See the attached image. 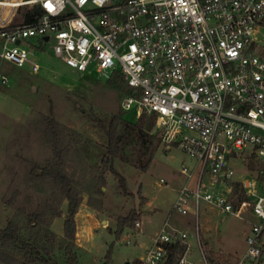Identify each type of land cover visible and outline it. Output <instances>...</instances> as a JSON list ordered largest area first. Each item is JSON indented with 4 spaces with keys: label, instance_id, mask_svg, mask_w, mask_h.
<instances>
[{
    "label": "built area",
    "instance_id": "built-area-1",
    "mask_svg": "<svg viewBox=\"0 0 264 264\" xmlns=\"http://www.w3.org/2000/svg\"><path fill=\"white\" fill-rule=\"evenodd\" d=\"M261 35L264 0H0L2 59L40 71L31 58L37 38L40 47L52 41L54 53L80 72L122 75L128 89L121 109L154 115L167 148L176 144L195 159L181 167L185 181L172 209L195 214L194 232L165 220L137 264H168L175 247H182L175 264H262ZM246 150L260 173L237 179L235 161ZM236 183L245 197L235 195ZM203 201L223 215L250 208L258 216L244 254H211L201 229Z\"/></svg>",
    "mask_w": 264,
    "mask_h": 264
},
{
    "label": "rangeland",
    "instance_id": "rangeland-1",
    "mask_svg": "<svg viewBox=\"0 0 264 264\" xmlns=\"http://www.w3.org/2000/svg\"><path fill=\"white\" fill-rule=\"evenodd\" d=\"M260 43L263 45L264 41ZM31 44V58L41 65L38 72L30 64L19 66L0 57V230L12 218L19 219L26 228L29 213L45 210V231L51 221V209L60 208L63 213L68 205L54 180L42 175L54 162L53 146L46 132L48 118H52L61 132L63 171L83 197L80 219L76 221L79 264H137L167 219L172 226L194 232L195 223L182 225L192 215L172 213V209L178 188L185 180L181 167L193 165L195 159L176 144L167 148L154 115L144 113L137 117L135 110L124 111L126 119L137 124V128H126L123 152L116 162L127 179L130 193H125L115 175L104 169L102 160L107 154L108 137L95 118L109 124L114 114L123 111L121 101L127 85L110 84L96 72H80L71 67L54 53L52 41L40 47L34 38ZM140 126L155 135L153 158L146 170L141 165L149 153L142 152L145 142L140 138ZM235 162L237 179L260 173L261 164L256 156L251 158L250 151H244ZM37 168L38 177L33 173ZM196 176L197 173L192 183ZM162 178L166 184L161 183ZM234 191L242 197L239 186ZM206 205L204 201L201 204V222L211 218L221 228L222 242L229 249L245 250L247 234L253 222L260 220L258 216L245 212L239 216L223 215L216 209L208 212ZM132 211L140 213L142 227H126L118 237V219ZM53 228L59 236L56 235L53 263L69 264L65 250L68 239L62 242L63 216L55 219ZM192 242L194 257L199 259L197 243L194 239Z\"/></svg>",
    "mask_w": 264,
    "mask_h": 264
},
{
    "label": "trees",
    "instance_id": "trees-1",
    "mask_svg": "<svg viewBox=\"0 0 264 264\" xmlns=\"http://www.w3.org/2000/svg\"><path fill=\"white\" fill-rule=\"evenodd\" d=\"M38 11V7H36ZM122 82L126 85L122 75H114L108 79V83L115 84ZM96 123L105 131L108 137L107 154L102 160L104 169L111 172L119 180L125 193H130L127 187L126 177L117 169L116 162L121 158L123 152V142L126 136V128H137V124H133L125 117V112H119L112 116L109 124H106L103 119L95 118ZM141 131L140 138L145 142L143 153H149L144 164L141 165L143 170H146L153 158V143L154 134H150L143 127H139ZM48 141L52 144L54 150V162L49 168L43 170L42 175L50 177L59 186L64 197L68 199L67 215L64 221L65 236L68 239L66 245V257L69 264H79L78 254L75 250L76 239V219L75 216L79 211L83 197L81 192L72 185L71 179L63 171L65 166L63 151L60 147L61 132L58 128V122L52 118H48L47 128ZM38 168L34 170V175L37 177ZM236 188L239 183H236ZM245 197V195H243ZM45 210L38 212L33 211L28 215L26 228L17 218L9 220L7 225L0 230V262L5 264H54L53 254L55 251L56 233L51 229L52 220L61 216V209H51V221L48 227L43 230L42 221ZM141 215L137 211H132L129 215L118 219V228L116 234L121 236L126 227H134ZM27 229L29 233L26 232ZM110 248L108 255L110 256ZM182 247H175L170 252L168 264H175L178 257V252ZM214 260V258L211 257Z\"/></svg>",
    "mask_w": 264,
    "mask_h": 264
},
{
    "label": "crops",
    "instance_id": "crops-1",
    "mask_svg": "<svg viewBox=\"0 0 264 264\" xmlns=\"http://www.w3.org/2000/svg\"><path fill=\"white\" fill-rule=\"evenodd\" d=\"M67 209H68V205L66 206V209L63 208V213L61 215V216L64 217V221H65V218H66V215H67ZM212 209H216V208L214 206H210L208 204L205 206V210L208 211V212L210 210H212ZM242 212H245L246 214L253 213L250 208L244 209ZM188 214L189 215H192L193 218H190L189 217L187 220H185L184 222H182V225L184 227H188V226L194 225V223L196 225V216H195V214L193 212H190ZM79 215H80V212H77V214L75 216V219H76L77 222L80 219ZM57 217H55L52 220V222H51V229L53 231L55 230L53 228V225H54L55 219ZM250 217H252V216H250ZM246 219H249V218H246ZM203 222H201V229H202V232H203L204 240L207 243L208 248H209V251L211 252V254L214 255V252H219V253H222V254H225V255L227 254V255H232V256H240V255L244 254V252L246 251L247 248L245 250H243V251H239L238 249L237 250L236 249L235 250L234 249H229L226 246V244H224L222 242V231H221V228L219 227V225L216 222H213V220L211 218H206ZM253 223H255V221ZM180 228L185 229V228H183L181 226H180ZM54 232L56 233L57 238H58L59 236H58L57 231H54ZM62 239H63L62 242L65 241L66 236H63ZM263 252H264V233H263ZM262 264H264V254H263Z\"/></svg>",
    "mask_w": 264,
    "mask_h": 264
}]
</instances>
